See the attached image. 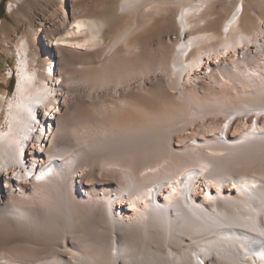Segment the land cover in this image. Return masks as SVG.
Returning a JSON list of instances; mask_svg holds the SVG:
<instances>
[{
	"label": "bare ground",
	"instance_id": "bare-ground-1",
	"mask_svg": "<svg viewBox=\"0 0 264 264\" xmlns=\"http://www.w3.org/2000/svg\"><path fill=\"white\" fill-rule=\"evenodd\" d=\"M244 1L121 2L133 16L107 44L112 19L63 10L43 78L19 43L0 95V264H264V86L208 103L202 81L258 40ZM165 6L156 45L136 39Z\"/></svg>",
	"mask_w": 264,
	"mask_h": 264
},
{
	"label": "rangeland",
	"instance_id": "rangeland-1",
	"mask_svg": "<svg viewBox=\"0 0 264 264\" xmlns=\"http://www.w3.org/2000/svg\"><path fill=\"white\" fill-rule=\"evenodd\" d=\"M13 1L14 0H0V8L3 9L4 13L2 19L0 20V95L7 98H11L13 94L16 69L15 50H17V46L23 39H26L30 44L28 55L30 56L29 58L31 61L34 62L32 66H30L32 67L31 69L35 71L40 78H43V75L46 72L45 69L50 64H48L47 59L49 55H46L42 44L47 40L57 39L64 35L67 23L65 22L64 15L62 14L63 10L67 12V17L71 11L74 13L83 11L84 13L96 18L108 17V19L115 21V24L112 21V24H109L110 26L108 25L103 29L104 34H102V39L104 44L109 43L111 37L115 34L120 24L122 25L125 20L128 18L131 19L133 16H131V13L126 14L114 12V7L116 5L128 0H19L18 3H16V9L12 13H9L8 5L14 4L15 2ZM244 2L246 3L248 10L247 15L242 19V27L244 29H249L251 25H256L258 19H260L259 26L262 33H255L256 39L258 40L252 39L254 44L250 48V52L244 58V60L247 59L245 63L243 61L239 64L240 67L239 65L236 66V64H231L226 68L229 74L222 76L217 73L218 71H216L212 80L209 77L202 78V81L205 84L203 93L206 98L210 99H207L209 102L202 100L203 102L215 103L216 100L219 103L232 104L240 96L244 100L251 98L250 95L254 96L259 86H264V0H245ZM255 6L256 8L254 11H251L250 8H254ZM233 7L234 4H224L223 10H221L217 17L218 21L223 22L226 18H228L233 12ZM168 9L169 8H167V6L159 8L157 10L158 12H155V14L157 13L156 15L154 14L156 17L154 16L150 26L146 29V31L141 33V35H138V38L136 39L141 38L140 40H149V44L152 43L151 46L156 45L158 40L157 35L159 36L163 31L161 24L163 22L169 24L168 22L171 23L174 19L173 17H175V13L169 11L170 9ZM83 58L85 63L90 60V58ZM52 63L54 64L53 61ZM9 69L12 70L11 78L8 77ZM75 77L76 76H73L70 72L66 75V79L69 78V80H66L65 82V87L68 91H72L74 87L76 88L79 86L78 79ZM206 90L207 92L209 90L211 92L209 91L207 93ZM192 94L195 95V91H192ZM201 96H199V98L198 96H195V98L201 102ZM205 96H203L204 99H206ZM241 97L239 100L235 101V103L242 101ZM223 98L225 99L223 100ZM3 118L4 115L1 116L2 120H0V129L3 127ZM121 119H124V117Z\"/></svg>",
	"mask_w": 264,
	"mask_h": 264
},
{
	"label": "built area",
	"instance_id": "built-area-1",
	"mask_svg": "<svg viewBox=\"0 0 264 264\" xmlns=\"http://www.w3.org/2000/svg\"><path fill=\"white\" fill-rule=\"evenodd\" d=\"M8 11H9V5H8ZM11 75H12V70L9 69V70H8V77L11 78Z\"/></svg>",
	"mask_w": 264,
	"mask_h": 264
},
{
	"label": "trees",
	"instance_id": "trees-1",
	"mask_svg": "<svg viewBox=\"0 0 264 264\" xmlns=\"http://www.w3.org/2000/svg\"><path fill=\"white\" fill-rule=\"evenodd\" d=\"M3 9L2 8H0V20L2 19V17H3Z\"/></svg>",
	"mask_w": 264,
	"mask_h": 264
}]
</instances>
